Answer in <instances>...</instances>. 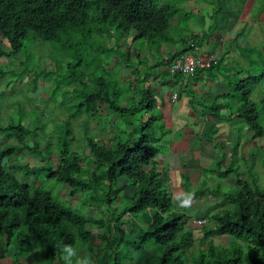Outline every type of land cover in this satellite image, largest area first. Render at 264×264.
I'll list each match as a JSON object with an SVG mask.
<instances>
[{
	"label": "trees",
	"instance_id": "16d2710c",
	"mask_svg": "<svg viewBox=\"0 0 264 264\" xmlns=\"http://www.w3.org/2000/svg\"><path fill=\"white\" fill-rule=\"evenodd\" d=\"M191 1L212 6L207 11L208 27L204 14L188 9ZM246 1L0 0V57L17 61L13 70L0 66V79L7 75L6 86L22 84L34 71L30 84L35 92L43 88L39 79L53 87L51 93L48 89L50 95L36 97L44 98L46 105L57 97L65 116L53 121V135L47 139L41 132L48 123L45 110L37 105L38 99L26 96L24 85L19 90L26 101L14 97L15 101L7 102L16 105L20 115L11 114L8 123L0 119V244L6 251L14 249L25 259L55 253L61 261L63 244L75 245L79 237L89 240L88 225L105 227L103 235L109 238L111 233L110 240L114 238L117 246L126 241L124 224L132 216V231L138 229L133 241L140 250L138 264H264V184L255 166L262 148L256 146L248 160L241 133L236 137L234 133L238 120L248 125L250 139L264 137L260 109L252 98L255 89L264 85V52L241 40L245 25L223 51H217L209 67H198L188 76L169 69L175 58L198 52L221 30H228L231 16L238 17ZM255 5L251 17L258 18L264 0H255ZM193 23L200 32L189 26ZM29 38L37 42L38 60L26 52L24 43ZM217 44L219 39L213 46ZM231 45L242 57L235 63L227 61ZM42 47L48 61L43 59ZM111 58L130 69L132 78L115 77ZM55 73H60L57 83ZM203 74L221 75L225 88L210 98L199 96L190 86ZM152 77L162 86L189 90L191 104L230 123L236 138L227 166L223 167L224 157L218 156L212 163L215 167H205L211 173H234L233 188L223 192L219 186L202 184L192 191L190 179L185 180L186 194L180 200L204 194L220 198L203 215L208 222L197 229L199 233L187 225L189 210L176 203L168 174L158 168L159 147L170 129L162 101L148 85ZM66 84L71 87L61 88ZM259 101L264 110V95ZM25 102L32 107L26 110ZM25 149L42 162L19 163V153ZM42 174L44 181L37 183ZM51 180L66 186L70 203L46 185ZM78 195L90 208L106 206L110 217L97 218L76 208L72 201ZM217 235L232 240L216 244ZM114 264H122L120 258Z\"/></svg>",
	"mask_w": 264,
	"mask_h": 264
},
{
	"label": "rangeland",
	"instance_id": "374dc122",
	"mask_svg": "<svg viewBox=\"0 0 264 264\" xmlns=\"http://www.w3.org/2000/svg\"><path fill=\"white\" fill-rule=\"evenodd\" d=\"M243 6L244 7L242 10L241 9L238 10V11H241L239 13L238 17L233 18L231 21L230 28L232 27V29L228 28V30H221L219 34L215 35L214 37H212L210 39V42L208 44L209 46L206 45L203 47V49L198 48L199 52H202L203 55H209V56L215 55V56H217V54H218L217 51H223L225 49L224 47L227 45L228 41L230 42V39L234 36V34L238 33V31H240L241 28L245 25H247V30L242 36H240L241 40H243L245 45L250 44V45L260 46L261 50L264 52V11L260 16H258V18L253 17V16L251 17L253 7L256 6L255 0H247L246 4H244ZM210 8L213 9L212 6H210L206 3L196 4L194 1H191L190 3H188V9L189 10H193L195 14H204V16L207 18L206 27H208V25L211 22V20L208 16V12H207V11H211ZM189 26L191 28L195 29L197 32L201 31L200 26L197 25L196 23L190 24ZM216 37H217V39H219V45L217 44L218 46L214 47L213 44L216 43V40H217ZM1 39H2V41H5V40H3V38H1ZM129 41H131V38H129ZM3 44H4V42H3ZM24 44L26 45V52L29 53V55H31V58H33L34 60H38V57L36 56V51H35L36 47H37V42H35L33 39L29 38ZM5 45H6V47H8L7 41H5ZM133 48L136 49V43L135 42H133ZM229 49H230V52L227 56L228 62L235 63L236 60L242 59V57L240 56L239 51H238L236 46L231 45L229 47ZM42 51L44 54L43 59L48 61V57L46 55L44 47H42ZM106 55H110V54H106ZM254 55H256L257 58H259V55H257L256 51L254 52ZM150 59H152V58H150ZM116 60L117 59H115V58L114 59L111 58L108 60L110 62V67H112V68L114 67L113 68L115 70L114 76L115 77L117 76L118 78H120V76H121L124 79L125 78L126 79L132 78V74L130 73V69H127L125 67V65H124V67L121 68V65H119L118 61H116ZM15 62H17L16 59L9 60L7 58L0 57V66H3L6 70H13V68L15 67V65H14ZM117 67H119V70ZM119 73H120V75H119ZM206 75H208V74H206ZM33 76H34V71H31L30 77L25 79L22 84H19L18 82L17 83L13 82L9 86L5 85L6 82H5L4 78H6L7 75L3 79H0V119L2 121L6 120V123H8L11 114L17 113V111H15L17 106L12 105V104L9 105V103H7L10 99H13L15 101L14 97H16L21 101H26L24 98L25 95L23 94V92L21 90H19L22 85L25 86L24 90H25L26 96H31L35 100H37L39 98L36 96H42V95L48 94V89L50 88L52 83L47 82L44 79H39V84L41 83L43 88L40 87L41 90L39 89L38 92H35L31 88V84H30L31 78H33ZM53 77H54L53 82L57 83L56 77L59 78L60 73H55V75ZM155 78L156 77H152L150 80L151 82L148 83V85L152 84L154 91H156L158 89V86H159V83H158V81H156ZM64 87H65V89H69L71 86L66 84L65 86H62L61 88H64ZM9 89L11 90V92ZM52 90H53V87L50 88V90H49L50 93L52 92ZM60 91H62V89ZM50 93L48 95H50ZM8 94H12V95L7 96ZM15 94H17V95L15 96ZM188 94H189V90H186L184 95H188ZM198 95L201 96L203 94H198ZM262 95H264V85H262L261 88H259V87L256 88L254 91V95L252 96V98L255 99L258 103V108L260 109V114H261V122L264 126V110H263V108L260 104V101H259V98ZM13 100H11L9 102L12 103ZM44 100H45L44 98L38 99V101H36V102H37L38 106L40 105L42 107V109L45 110L44 111L46 114L45 118L48 120V123H47V128H45L41 132H42V134H44V136H46L45 138L48 139V138L52 137V135H53V121L55 119L61 120L65 116H64V114H62V111L59 107L60 105L58 104L59 102L57 100V97H55L54 99H51L48 103L49 105H46ZM32 105L33 104H29L28 102H25L26 110L31 108ZM7 113H9V117L6 118ZM19 115H20V112L17 113L16 117H18ZM29 121H30V119L28 118L26 120V122L29 123ZM236 122H237L236 129L234 131L235 137L237 136V134L241 133L242 140L244 142L243 150L246 153L248 160H252V152L256 146H259L260 148H262V150L260 151V153L258 154V156L256 158L255 166H256V169H257L258 174H259V180H260V182H262L264 184V137L258 138L255 140L250 139L251 131H250L248 125L245 122H239L238 120ZM6 123H4V124H6ZM237 126L239 128H237ZM240 128H241V131H239ZM220 129L222 131H221V134L219 135L216 143L217 144H219V143L223 144V147L218 148L219 153H217V155L219 156V158L224 157V159H223V167H224V166H227L228 163L230 162V157H231L230 153L231 152L229 150H231L232 141L235 140L236 138L233 135V132H232L233 129H232L230 123H225L223 126H220ZM209 130L212 131L211 128ZM45 138H43L44 141H45ZM12 140L13 139H11L10 141H12ZM44 141L42 143H44ZM83 144H84V142H83ZM217 159L214 162H216ZM18 162L24 163V164L26 163L30 166H34V165H38L39 163H41L42 160L37 154L30 152L28 149H25L24 151L19 153ZM173 164H174V162H173ZM213 164H215V163H213ZM213 164H210V166L205 165V167H210V168L215 167V166H213ZM216 169H218V167ZM200 172H202L203 177H200V174H201L200 173L199 176L197 177V181H195V183H194V184H196V183L197 184L192 185V188L199 187L202 184L203 185L206 184L208 186V188L209 187L212 188L214 186L215 187L219 186V188H221V191L225 192L228 189L233 188L235 185L236 177H235L234 173H232L230 175L228 174L226 176L220 170H217L215 173H211L209 170H200ZM18 174H21V172L19 170H18ZM245 174L246 173L244 172L243 175L245 176ZM44 179H45V175L42 174L38 178L37 183L44 181ZM206 179H209V180H206ZM46 185L48 187L54 188L56 196H59L60 198L67 200V202H69V203L71 202V201H69L71 197L69 196L68 190H67L65 185L58 184L55 180L49 181L48 184H46ZM203 185H202V187H203ZM173 188H174V186H173ZM178 191H180V193H183L181 189H179L175 192H178ZM192 191H193V189H192ZM172 193L174 195V191H172ZM81 199H82L81 195L74 197L72 204L76 208L85 212L87 215L92 214V215L96 216L97 218L98 217H100V218L101 217H103V218L104 217H108V218L110 217V213L108 212V210H106V206H103V208H102L103 210L97 209L94 207L90 208V206L88 204H86V205L84 204V199H82V200ZM217 200L218 201L220 200L218 195H213V196H207L206 194L199 195L196 198V201L189 208H187L189 210L188 212L190 213V217H191L189 219V222L187 225L195 228L196 233H199V230H197V229H201L203 225L199 224V222L195 221V219L196 218H200V219L205 218V217H203V215H205V213H209V211L216 206ZM180 201L181 200L177 201V203L179 204ZM198 203H200V204L198 205ZM140 216H141V214L137 215V218L140 219ZM129 218L130 219L128 220V222L125 221V224H124V227H125L126 232H127L126 237H125L126 241L123 242L122 244L120 242V243H118L117 246L113 247V250L111 251L113 259H112L110 264H114L116 257L120 258L122 264H138L137 259H139V257H140V250L135 248L136 243L133 242V241H136V235L138 234V229L136 228V230L132 231L131 223H132V220L134 218L132 216H129ZM90 226L92 227V225H89L88 228ZM112 230L114 231L113 228H112ZM105 231H106L105 227L100 226L99 230L97 229V234L94 233V231L92 233L94 234V236H99L98 232L102 233V234H100L101 238L99 239L100 244H97V245L100 248L102 246L106 245L109 249L110 246L107 244L110 241L112 234L108 233V235H109V238H108L107 235H103V234H105ZM195 236L199 237L198 234H196ZM214 238H215L216 244H219L221 242L222 243L228 242V241L232 240V238H229L227 236H218L217 235ZM78 240L82 241L84 244H86V248H87L86 250H87V252H90V248H88L89 244H87L85 242L86 239L79 237ZM83 249H85V248H83ZM83 249H81V250H83ZM21 256H23V255H21Z\"/></svg>",
	"mask_w": 264,
	"mask_h": 264
},
{
	"label": "crops",
	"instance_id": "0c3cea01",
	"mask_svg": "<svg viewBox=\"0 0 264 264\" xmlns=\"http://www.w3.org/2000/svg\"><path fill=\"white\" fill-rule=\"evenodd\" d=\"M240 12L238 11V13ZM222 18L224 21L225 16ZM233 18H237V16H231V21ZM155 79L159 82L158 78ZM190 87L195 93L203 94V96H207L206 98H210L222 91L225 88V83L221 75L215 78L203 74L202 80L192 84ZM156 92L158 100L162 101L161 110L165 124L170 129L163 144L159 147L160 151L157 156L158 168L168 174L177 203L186 194L185 180L187 177L192 185H196L197 183H194L200 173V177H203L200 170H207L205 165L210 166L218 158V148L222 146L216 142L222 131L220 126H223L226 122L209 114H203L202 107L191 104L190 95H184L185 91L181 92V88L178 86L175 87L172 84L162 86L159 84ZM174 93H178L177 98L173 97ZM210 128L212 131L209 130ZM211 132L212 135H210ZM179 189L183 193H180V191L175 192ZM195 189L197 188L195 187L193 190ZM89 228L91 232L94 231L97 234V229L99 230L100 226L92 225ZM98 233L99 236H94L91 233L89 240L86 241L89 244L90 252H87V248H85L81 250L80 254H91L95 264H110L112 258L110 249L116 244V241L114 238L109 241L107 244L110 246L109 249L100 248L97 244H100L99 239L102 233ZM0 264H64V261H60L58 254L55 253L49 255L46 253L42 257L30 255L25 259L16 255L14 249L6 251L5 246L0 244Z\"/></svg>",
	"mask_w": 264,
	"mask_h": 264
},
{
	"label": "built area",
	"instance_id": "2783aa9c",
	"mask_svg": "<svg viewBox=\"0 0 264 264\" xmlns=\"http://www.w3.org/2000/svg\"><path fill=\"white\" fill-rule=\"evenodd\" d=\"M217 56L215 55H210V56H205L199 52H187L179 57L174 59V62L169 66V69L172 71V73L175 72H181L188 75L194 74L195 70L198 67H206L210 66L213 61H215ZM174 98H176V94L174 95ZM184 200L189 201L188 204H183V206H190L192 205L196 199L195 198H186ZM183 200V201H184ZM195 221L199 222V224H205L208 222L206 218L203 219H195Z\"/></svg>",
	"mask_w": 264,
	"mask_h": 264
},
{
	"label": "clouds",
	"instance_id": "9594fccd",
	"mask_svg": "<svg viewBox=\"0 0 264 264\" xmlns=\"http://www.w3.org/2000/svg\"><path fill=\"white\" fill-rule=\"evenodd\" d=\"M199 53L203 54L202 52H199ZM205 56H207V55H205ZM206 67H209V66H206ZM184 83H186V81ZM175 94H176V98H177L178 93H174L173 97ZM187 198H189V197H187ZM184 199H186V198H184ZM183 200L180 201L179 205H182L181 203H183V204L189 203V201H187V200L183 201ZM190 206H184V207L189 208ZM196 219H198V218H196ZM83 248H86V244H84L82 241H79V240L77 241L76 245L63 244L61 247V258L64 261V264H95V260L91 254H89V253H85L83 255L80 254L81 249H83Z\"/></svg>",
	"mask_w": 264,
	"mask_h": 264
}]
</instances>
